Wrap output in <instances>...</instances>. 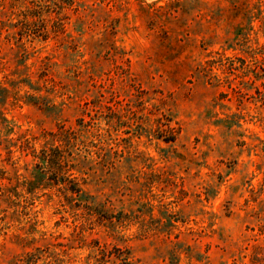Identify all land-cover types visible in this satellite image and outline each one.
Returning <instances> with one entry per match:
<instances>
[{
    "label": "rangeland",
    "instance_id": "obj_1",
    "mask_svg": "<svg viewBox=\"0 0 264 264\" xmlns=\"http://www.w3.org/2000/svg\"><path fill=\"white\" fill-rule=\"evenodd\" d=\"M0 264H264V0H0Z\"/></svg>",
    "mask_w": 264,
    "mask_h": 264
}]
</instances>
